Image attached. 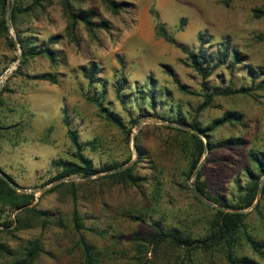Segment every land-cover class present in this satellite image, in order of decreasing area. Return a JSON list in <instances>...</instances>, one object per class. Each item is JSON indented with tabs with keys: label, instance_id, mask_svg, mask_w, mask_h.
Masks as SVG:
<instances>
[{
	"label": "rangeland",
	"instance_id": "rangeland-1",
	"mask_svg": "<svg viewBox=\"0 0 264 264\" xmlns=\"http://www.w3.org/2000/svg\"><path fill=\"white\" fill-rule=\"evenodd\" d=\"M33 1L21 0L24 7ZM116 1L128 4L118 14L101 0H75L76 10L98 12L94 20L108 21L111 28H97L90 34L78 23L74 39L57 0L20 18L23 35L38 42L61 36L52 46L58 55L55 63L45 56L22 63L19 45L12 47L9 42L16 43L13 27L8 23L7 34L0 32V127H5L0 170L13 179L18 194L34 195L27 208L48 213L47 219H40L0 205V264L22 260L32 242L39 245L33 264H88L85 245L93 255L92 264H226L219 250L189 253L168 243L157 244L152 236L158 224L162 230L174 228L191 240L203 238L219 207L194 193L197 174L209 195L231 201L237 181L244 183L248 152L264 154V90L217 96L206 104L203 80L183 51L198 50L200 37L208 54L227 43L244 56V62L233 71L216 69L207 85L247 86V68L264 70V15L254 14L255 10L264 12V0ZM157 23L166 27L177 45L157 36ZM92 62L100 68L95 85L81 71ZM42 74L55 76L57 83L39 79ZM123 78L121 103L116 88ZM150 88L153 109L147 94ZM100 94H104L99 97L102 106L127 124L130 116H147L132 128L129 140L86 98ZM174 106L188 122L196 119L202 127L227 112L241 115L240 122L208 131L209 139L197 133L204 146L209 141L215 147L205 149L190 177L193 140L159 119L167 118ZM68 128L77 131L81 154L95 169L115 163L123 164L118 170L133 166V181L107 179L108 172L54 180L59 174L57 163L78 162ZM227 141L239 144L224 145ZM62 182L66 185L55 187ZM255 205L257 210L250 207L241 212L247 214L248 234L264 242V195H257ZM9 221L10 226L1 225ZM236 253L264 264V253H255L242 232Z\"/></svg>",
	"mask_w": 264,
	"mask_h": 264
},
{
	"label": "trees",
	"instance_id": "trees-1",
	"mask_svg": "<svg viewBox=\"0 0 264 264\" xmlns=\"http://www.w3.org/2000/svg\"><path fill=\"white\" fill-rule=\"evenodd\" d=\"M61 5L65 15L69 20V36L74 39V28L78 23H82L90 34L94 33V30L104 29L109 30L111 28L110 23L105 20L95 21L94 19L98 17V12L76 10L74 6L75 0H57ZM113 14H118L121 10L127 7L126 2H117L116 0H101ZM228 1V0H227ZM53 0H34L31 5L24 7L21 0H0V32L7 34L9 23L16 33V43L9 40L12 47L16 44L19 45L21 49L20 60L22 63L28 59H32L38 56H45L50 60V62L55 63L57 60V51L52 48L53 45L57 44L61 36L53 35L49 37L46 41L38 42L32 36L23 35V31L19 28V20L21 17L32 12L36 8H42L49 6ZM255 16L259 14L264 15L263 11H254ZM181 25H184V20H182ZM181 30V28H180ZM156 34L162 37L166 42L177 45L176 40L173 35L166 29L163 24L157 23ZM202 36V35H201ZM201 47L196 51L183 50L188 60L190 61V66L200 75L202 78V88L204 91V97L206 104L211 102L214 97L221 96H233V95H252L254 90H264V70L261 68H247L246 76L249 80L247 86L239 87L234 89L232 84H229L226 88L220 86H215L213 84L207 85V80L216 69L227 67L229 71H233L237 65L244 62V56L240 54L235 48H230L227 43L220 45V48L214 54H208L204 47L203 37L199 38ZM83 76L88 80L90 85H95L98 82L96 75L100 72V68L94 62L90 63L87 67H81ZM168 73L173 76V72L168 70ZM39 79L49 81L51 83H57L56 77L49 74H42ZM176 84L179 86L181 91H184V86H181L179 82L175 79ZM125 78L119 82L116 88V98L119 102L124 103L121 91L124 89ZM151 85V84H150ZM152 86V85H151ZM6 91V89H4ZM210 91V92H208ZM2 92H0L1 95ZM148 97L150 99V106L153 109L154 106V95L152 94V89H148ZM104 94H100L93 98L89 95L86 96L87 100L94 102L98 105L99 110L104 114L105 118L112 123L114 126L119 128L125 134L127 140L130 139L132 134V128L136 127L142 119L147 116L143 114H138L136 117L130 116L128 124L124 119L115 114L110 109L103 107L101 99ZM99 97L101 99H99ZM143 101V96L141 98ZM149 113V112H147ZM163 121L172 123L168 126L178 132H184L189 134L193 140V154L189 162L188 176L190 177L197 169V166L202 159L205 152V146L201 138L197 135L200 134L209 139L207 134L208 131H212L215 128L224 125L226 123H235L241 121V115L237 112H227L221 117L212 121L210 126L202 127L201 124L196 120H191L188 122L184 114L179 110L178 106H174L171 110V114L167 118L159 117ZM64 123L69 126L68 117L65 116ZM186 129L194 131V133H189ZM5 127H0V142L4 138ZM68 137L74 146L75 158L78 162H59L57 163L59 174L54 180L69 178L74 175H81L83 177H89L95 175L99 172H108L104 177L107 179H112L115 181L130 179L133 181L132 169L133 166L118 170L123 164H112L105 165L99 169L93 167L92 161L85 158L82 151V144L78 140V134L76 130L68 128ZM229 143L238 145L239 141H227L224 145H229ZM91 144V142L89 143ZM209 149L211 150L215 146L208 141ZM249 165L245 166L244 172V183L241 180L237 181V193L232 197L231 201L222 200L220 198L213 197L209 195L204 188V184L199 182L200 174H197L196 190L198 194L205 199L212 202L215 206L219 207L214 209L216 212L212 218V223L210 225V230L201 239L191 240L188 237H183L180 233L174 229L170 228L168 230H162L155 224L157 232L152 238L157 244L168 243L174 247H180L187 252L197 251V250H219L222 252L226 264H257L254 260L249 259L244 256H240L236 253V248L239 239V233L242 232L243 238L250 246V248L257 254L264 253V242L257 240L252 235L248 234L245 227V219L247 214L242 213L241 210L253 207L257 210L258 205H255L256 198L258 194L264 195V181L262 177L264 176V154L259 151L250 150L248 152ZM114 171V172H113ZM8 176V175H7ZM8 178L13 182V179L8 176ZM243 180V179H242ZM64 182L57 184L55 187L65 186ZM34 199L33 194H18L14 188H12L5 180L0 177V205L3 207H10L12 210H21L25 212H30L34 216L40 219H47L48 213L46 211L36 210L35 208H27L28 205ZM201 201V200H200ZM75 224H78V217L75 214ZM12 224V221L4 222L1 225L8 227ZM39 252V245L37 242L30 243L24 258L17 262L16 264H33L37 258ZM84 254L88 264H92L93 255L91 254L90 248L85 245Z\"/></svg>",
	"mask_w": 264,
	"mask_h": 264
},
{
	"label": "water",
	"instance_id": "water-1",
	"mask_svg": "<svg viewBox=\"0 0 264 264\" xmlns=\"http://www.w3.org/2000/svg\"><path fill=\"white\" fill-rule=\"evenodd\" d=\"M5 75V74H4ZM2 87V85H0V88ZM207 147H208V145H207V142H206V144H205V149H207ZM0 177L3 179V180H5L12 188H14V189H18L17 188V186H16V184L14 183V182H12L9 178H8V176L4 173V172H2L1 170H0ZM193 190H194V193L195 194H198V192H197V190L193 187Z\"/></svg>",
	"mask_w": 264,
	"mask_h": 264
}]
</instances>
